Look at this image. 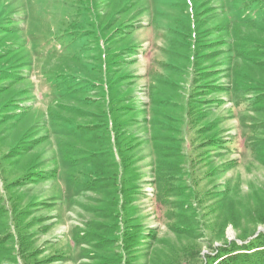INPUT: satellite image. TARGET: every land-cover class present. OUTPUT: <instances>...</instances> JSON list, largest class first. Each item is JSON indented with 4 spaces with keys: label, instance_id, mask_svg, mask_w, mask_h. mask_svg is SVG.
Instances as JSON below:
<instances>
[{
    "label": "rangeland",
    "instance_id": "374dc122",
    "mask_svg": "<svg viewBox=\"0 0 264 264\" xmlns=\"http://www.w3.org/2000/svg\"><path fill=\"white\" fill-rule=\"evenodd\" d=\"M0 58V264H213L264 248V155L202 148L180 123L194 108L207 137L242 140L222 90L231 70L264 87V0H0ZM160 169L180 189L162 213Z\"/></svg>",
    "mask_w": 264,
    "mask_h": 264
},
{
    "label": "trees",
    "instance_id": "16d2710c",
    "mask_svg": "<svg viewBox=\"0 0 264 264\" xmlns=\"http://www.w3.org/2000/svg\"><path fill=\"white\" fill-rule=\"evenodd\" d=\"M236 20L239 19L235 18L233 21L236 22ZM194 23L195 21H193V25L195 26ZM6 24L7 23H4V26ZM223 24H224V28L221 31V33L225 31L229 33V25L231 24V22L229 23L228 21H226L223 22ZM1 32L4 33L6 36H14L8 31V29L5 28L4 31ZM196 35L197 33L195 34L194 32H192V34L189 35L188 39L191 42L196 41V43L195 42L194 43L197 46L198 37ZM198 43H203V40H201ZM203 45L204 44H200L199 47H203ZM239 48L240 50L237 51V53L234 55L236 60L241 55L245 54L241 46ZM194 52L196 54V51ZM195 58L198 59L199 57L196 56ZM20 60H24V58L20 56ZM16 63L18 66L22 65L21 61H17ZM256 63L258 64L259 62ZM2 65L3 62L2 59L0 58V66ZM230 76H231L230 88H226V89L224 88L222 91H224V94L230 98V102H233L231 107L232 113L233 114L236 113L237 115H240L237 124L239 125L240 136L242 137V140L238 139L237 136H234L233 138L226 140V138L220 137L216 133H212L210 136L207 137L206 134L209 132L207 130V126L201 127L202 126L201 120L203 119L202 112L197 111L194 108H190L189 110L186 109V114L184 116V119L180 120V123L181 125H185V127L187 126L189 129L197 131L198 133H200L201 137L203 136L204 140L202 142L203 145L202 148L214 147L225 150L228 154L229 153L233 155L239 154L242 156L247 151L251 154L252 158L257 161L258 159H260L261 156L264 155V138H261L258 134L259 131L262 128H264V122H260L261 118H257V117H264V112H260V110L264 109V87L256 84L257 79H250L248 82H245L244 78L246 77V75L243 74V76L241 77L239 72L234 74L233 70H231ZM233 77L235 78L234 80ZM244 87L246 88L245 90ZM171 102L172 100H168V98L163 97L160 98L157 102H155V104L157 107H161ZM156 117L158 123L162 125L163 122L160 119L161 116L157 115ZM172 124H174L172 125V129H174L175 123L172 122ZM244 132L245 134H243ZM260 163H262V160H260ZM178 175L176 174V172H174V174L172 175L171 171L166 172V170L160 169L158 172V176L155 178L154 198L156 203L160 207V209L158 208V211H160L161 213L164 211L163 208L164 205L169 202V198L170 196H172V191H174L175 188L179 189L177 186L174 187V183H175L174 181L179 179ZM117 180L119 183V178ZM116 182H115V186H116ZM120 192L123 193L122 197L120 198V200H122L121 203L124 205V200L125 198H127L128 200L127 204H129V199L132 192L131 188L129 187L127 190H124L123 187H119L117 193ZM120 200H117L116 203L120 202ZM263 211L264 210H261L258 214L261 215L260 213ZM258 222L261 223L263 222V220L260 219L258 220ZM93 233L94 232H92V234ZM94 235L95 234H93V236ZM134 239L135 237L129 229H126L123 232L122 246L126 252H128L132 248L134 244ZM256 242H258V238L244 244L243 246L237 247L236 248L237 250H235L234 253L239 251H253L255 247L252 245H254ZM256 248L257 249L262 248V249L258 251H254L250 254H244L245 255L244 259H241L240 257L241 253L230 254L227 255L226 257H224L225 255L221 257H217V260H215L213 264H264V248L263 246ZM226 249L222 250L221 252L222 253L227 252Z\"/></svg>",
    "mask_w": 264,
    "mask_h": 264
},
{
    "label": "crops",
    "instance_id": "0c3cea01",
    "mask_svg": "<svg viewBox=\"0 0 264 264\" xmlns=\"http://www.w3.org/2000/svg\"><path fill=\"white\" fill-rule=\"evenodd\" d=\"M174 49V48H173ZM20 52V53H19ZM17 53H19V54H21V53H23V52H21V51H18ZM172 53H176V51L174 50ZM24 55H25V57H26V54L25 53H23ZM29 65H30V63H29ZM31 66V65H30ZM171 66H172V64H171ZM172 68H176V65L175 64H173V66H172ZM175 86H176V84H175ZM7 104V105H6ZM11 104H9V103H6V102H4V109L6 110L7 108H8V106H10ZM12 106V105H11ZM14 107H16V109L14 110V113H12V114H14V115H18V114H21L20 112H19V109L20 108H18L16 105H13ZM19 107H21V106H19ZM6 116H9V115H7V113H6ZM5 116V117H6ZM46 179V178H45ZM120 187V186H119ZM3 238L2 239H0V245H2V242H3Z\"/></svg>",
    "mask_w": 264,
    "mask_h": 264
}]
</instances>
